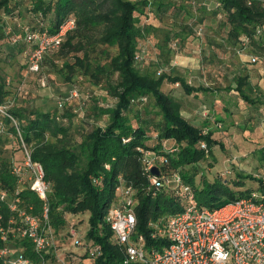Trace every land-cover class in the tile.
Here are the masks:
<instances>
[{
    "label": "trees",
    "instance_id": "obj_1",
    "mask_svg": "<svg viewBox=\"0 0 264 264\" xmlns=\"http://www.w3.org/2000/svg\"><path fill=\"white\" fill-rule=\"evenodd\" d=\"M181 1L0 0V107L6 113L0 112V143L10 132L28 148L31 160L42 166L44 179L50 186L49 224L55 233L66 225V213L88 214L86 238L101 247L94 264H123L124 261L123 251L114 243L113 232L105 221L107 211L117 205V188L132 191L135 230L144 237L148 249L165 245L156 226L183 211L184 197L178 188L170 185L171 191H168L150 187L151 172L146 170L144 162L149 152L165 160L155 166L159 171L157 177L179 174L199 207L218 209L250 195L251 189L242 190L245 182L240 173L232 183H209L202 179L201 187H197L196 174L189 173L187 167L206 161L212 156V150L222 148L223 144L215 137L208 117L205 118L208 123L195 126L183 117L181 104L174 95L163 89L166 85H179L187 96L194 97L212 91L201 85H190L172 68L170 58L180 49L181 33L194 32L200 36V27L207 19L217 20L224 32L220 41L208 39L216 48L235 50L245 42L264 56V0ZM194 6H197V17L189 19L193 22L184 23L178 33L167 32L163 44L157 45L159 58L155 67L160 71L141 72L137 65L145 53L144 45L156 31L150 17L153 8L161 15L171 13L186 21L185 15H190L189 8ZM68 20H73L74 25L65 33L59 47L44 53L38 72H29L28 58L37 44L26 42V36L29 33L54 35ZM18 56L23 62L17 61ZM2 63L18 64L19 68L15 73H8ZM44 63L66 84L83 77L90 87L106 92L100 99L92 97L91 111L80 122H73L78 116L75 108L80 107L76 97H70L73 103L58 99L61 107L56 102V106L44 110L13 91L12 77H45ZM247 77V74H238L233 81L235 87L225 91H234L240 101L260 112L255 106L263 103L251 97L253 89ZM147 101L155 109L153 113L147 107L139 108ZM230 114L226 108L217 111L211 114V123L216 129H222ZM152 140L155 146L151 145ZM256 144L260 147L264 168V140ZM13 166L0 159V192L7 194L0 201V229H6L13 216L9 205L18 188ZM248 178L256 181L257 191L262 192L261 177ZM18 197L20 208L32 215H41L43 202L28 186H23ZM10 243L22 250L31 263L40 264V257L27 240L11 238ZM3 246L0 239V249ZM0 264L4 262L0 260Z\"/></svg>",
    "mask_w": 264,
    "mask_h": 264
},
{
    "label": "rangeland",
    "instance_id": "obj_2",
    "mask_svg": "<svg viewBox=\"0 0 264 264\" xmlns=\"http://www.w3.org/2000/svg\"><path fill=\"white\" fill-rule=\"evenodd\" d=\"M139 1V0H133ZM152 3L164 2L168 3L172 0H150ZM175 0H173L174 2ZM185 0L181 2L184 3ZM189 8V14L185 15L187 20L175 18L171 13L161 15V13L153 8L151 12V22L154 24L156 31L152 32L147 39L145 53L142 54V60L137 67L141 72L160 71L156 69L155 63L159 58V50L157 45L163 44L165 34L167 32L178 33L184 23L193 22L189 19L197 17L195 9ZM197 27V26H196ZM200 36L194 32L190 35L187 32L181 33L183 42H178L179 50L176 54L171 55L172 68L176 73L183 76L186 81L194 86H202L211 89L212 91L201 93L199 97L187 96L184 90L179 85H166L164 91H170L175 99L181 104V113L183 117L197 126L202 120L208 117L212 122L211 114L217 112V108L222 105L231 111V114L224 120L222 129H216L212 124V130L215 137L223 144L222 148L216 147L212 150V156L209 155L206 161L200 162L196 166L187 167L189 173L196 174L195 183L200 188V181L205 179L209 183L220 181L221 183L229 182L236 179V174L240 173L241 178L244 177V185L242 190L251 189L250 193L257 191V182L248 177H262L264 168L259 154V145L257 141L264 140V121L255 120L259 116V111H253V107L239 100L236 94H230V91H225L228 87H235L234 78L240 73L248 75L250 87L253 89L251 97L260 100L263 104L257 103L263 111L264 109V56L258 54L249 43H242L235 50L226 49L222 51L207 42L208 39H216L220 41L224 35L222 29L218 26V21L206 20L204 26L200 27ZM200 37V38H199ZM181 41V40H180ZM212 45V46H211ZM241 46V48H239ZM177 49V47H176ZM17 61L23 62V59L18 56ZM202 61V63H201ZM5 72L15 73L19 65L2 63ZM42 73L45 77L29 75L27 77H12L13 91L18 92L21 99H28L32 105L39 109H50L56 106L58 99H67L70 101L72 93L76 90V99L80 103V107L75 108L78 111V116L73 119L74 123L80 122L82 117L90 113L93 102L92 97L100 99L106 92L90 87L85 79L77 77L72 84L66 82L55 73L48 63L42 66ZM44 79L46 86L42 87L40 80ZM76 87V89H74ZM78 89V90H77ZM75 97V96H74ZM110 99L107 100L109 103ZM73 103V101H70ZM104 104V103H102ZM147 107L153 113L155 109L151 106V102L147 101L139 108ZM79 109L80 112H79ZM141 109V110H142ZM204 109V110H203ZM206 111L205 113L198 111ZM80 113V114H79ZM209 113V115H207ZM250 114L252 123L244 124L243 119ZM153 146L156 143L152 140ZM28 148L20 143L19 139L13 136L10 132L8 136H4L0 143V159L9 162L11 165H22ZM155 155L152 152L146 154L147 158ZM240 178V179H241ZM168 184L165 189H168ZM174 188V187H172ZM258 192V191H257ZM184 197V205L187 204L188 198L191 196L182 195ZM261 195L259 199L261 200ZM122 194L117 193L115 201L117 205L121 202ZM186 200V201H185ZM66 225L60 229L59 246L62 251H71L72 253L81 252V248L73 241L81 239L88 241L86 233L88 230V214L64 215ZM74 232V235L71 234ZM73 243V244H71Z\"/></svg>",
    "mask_w": 264,
    "mask_h": 264
},
{
    "label": "built area",
    "instance_id": "obj_3",
    "mask_svg": "<svg viewBox=\"0 0 264 264\" xmlns=\"http://www.w3.org/2000/svg\"><path fill=\"white\" fill-rule=\"evenodd\" d=\"M73 25V20H68L59 26L54 35L29 33L26 36V42L37 44L28 58L29 72L39 71L44 53L57 49ZM40 84L45 87V80L41 79ZM72 96H77L76 90ZM57 103L62 106L61 101ZM0 112L6 114L1 107ZM144 162L150 172L165 160L154 155L146 157ZM12 173L17 178L18 188L9 205L13 216L8 221V227L0 229V239L4 243L0 249V260L4 264H33L24 257L22 250L11 246L10 239L13 238L27 240L40 257V264H94L101 253L100 245L75 239L73 243L81 248V252L60 249V235L49 224L47 196L50 186L44 179L42 166L31 160L29 152L22 165L13 166ZM261 180L262 192L253 191L248 197L212 210L196 204L190 188L182 183L179 174L173 173L164 178L150 174V187L158 190L172 184L182 195L191 196L183 211L156 226L157 234L165 241L159 249H148L144 237L136 233L132 191L117 188L116 192L122 194L120 205L107 211L105 221L113 232L114 243L123 251V264H264V175ZM24 185L43 202L40 216L19 207L18 194ZM6 197V192L1 191L0 201ZM71 234L74 235V232L71 231Z\"/></svg>",
    "mask_w": 264,
    "mask_h": 264
},
{
    "label": "crops",
    "instance_id": "obj_4",
    "mask_svg": "<svg viewBox=\"0 0 264 264\" xmlns=\"http://www.w3.org/2000/svg\"><path fill=\"white\" fill-rule=\"evenodd\" d=\"M230 94H236L234 91H230L229 92ZM199 96H200V94H199ZM199 96H197V97H199ZM228 109L227 107H225V106H221V107H219V108H217V111L218 112H221L222 110H224V109ZM254 111V110H253ZM198 113H201V110L200 111H198ZM215 113H217V112H215ZM229 113H231V111H229ZM259 113V116H256L255 118V120H262V118H263V121H264V109H263V111H261V109H260V112H258ZM206 120H202L201 121V123L200 124H197V126L198 127H200L201 125H203V124H206V122L208 123V121H206ZM252 119H251V117H250V114H248V116L247 117H245L244 119H243V122H244V124H250V123H252ZM196 126V125H195ZM210 127H211V129H212V123H210Z\"/></svg>",
    "mask_w": 264,
    "mask_h": 264
},
{
    "label": "water",
    "instance_id": "obj_5",
    "mask_svg": "<svg viewBox=\"0 0 264 264\" xmlns=\"http://www.w3.org/2000/svg\"><path fill=\"white\" fill-rule=\"evenodd\" d=\"M150 172L154 176H158L159 175V171H158V169L156 167H153Z\"/></svg>",
    "mask_w": 264,
    "mask_h": 264
}]
</instances>
